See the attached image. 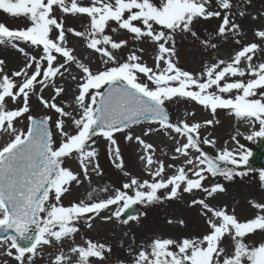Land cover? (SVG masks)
<instances>
[{
	"label": "snow or ice",
	"instance_id": "6c2138e0",
	"mask_svg": "<svg viewBox=\"0 0 264 264\" xmlns=\"http://www.w3.org/2000/svg\"><path fill=\"white\" fill-rule=\"evenodd\" d=\"M251 2L0 0L3 13L25 21L16 29L0 22V44L25 57L23 66L11 75L0 59V132L8 136L0 146V264H264V203L250 200L256 212L241 221L234 209L208 202L224 193L225 185L205 184L210 178L231 182L246 176L252 152L237 139L239 132L231 137L236 148L221 149L214 137L201 136L200 131L219 123L215 118L219 109L259 125L246 140L264 138V24L254 27L253 41L245 43L239 23L249 15L252 20L264 19V12L247 11ZM68 17L86 18L83 30L69 26ZM212 18L219 23L202 39L196 24ZM69 36L82 39L86 49L98 54L103 67L94 70L91 62L78 58ZM177 36H191L204 49L218 50L213 39H232L240 47L228 58H211L198 71H188L178 64ZM144 44L153 49L151 66L143 59L145 48L139 45ZM28 47L35 54L27 52ZM125 48L129 49L126 56L118 55ZM66 73L75 91L69 101L57 103L66 95L57 80ZM48 88L53 94L45 98ZM32 96L54 112L55 120L52 115L31 114ZM9 101L16 106L9 108ZM173 102H195L210 111L213 119L172 122L167 104ZM25 118L26 130L17 128L16 122ZM137 125L147 127L135 134ZM153 133L173 142L170 155L161 149L170 162L158 158L156 146L142 138ZM117 134L139 145L148 179L125 169ZM100 138L126 181L120 187L92 188L84 198L65 205L63 197L73 184L91 183L90 169L101 174L96 147ZM69 159H75L79 172L65 166ZM168 170L174 171L168 174ZM259 179L264 188V169ZM197 191L204 196L191 199L188 206L199 208L205 224L201 235L156 236L139 245L133 236L125 249L127 260L115 256L109 243L84 237L76 241L82 223L88 229L97 219L123 226L139 223L147 213L134 206L158 205L182 199L184 194L195 196ZM178 223L184 226L182 219ZM257 233L260 241L248 239ZM49 248L54 251L44 260Z\"/></svg>",
	"mask_w": 264,
	"mask_h": 264
},
{
	"label": "rangeland",
	"instance_id": "374dc122",
	"mask_svg": "<svg viewBox=\"0 0 264 264\" xmlns=\"http://www.w3.org/2000/svg\"><path fill=\"white\" fill-rule=\"evenodd\" d=\"M85 4L89 0H83ZM264 10V0H252L251 6L248 7L247 11L251 14H257V12ZM249 21H251V16ZM0 22H3L10 29H16L23 27L25 21L23 18H13L8 14L3 13L0 10ZM67 23L69 26L76 27L77 30H83V27L86 23V18H73L68 17ZM219 23V20L212 18L208 21L200 20L195 27V30L198 32V35L203 39L206 38L207 29L216 28ZM240 23V22H239ZM115 26V25H113ZM253 27V26H252ZM245 34V37L248 42L253 41V37L249 38V34ZM244 37V38H245ZM176 49L178 56V64L181 68H184L188 71H194V69L199 66L200 62L210 60L211 58H224L226 55H233V51L238 49L240 46L236 45L232 39L228 41L216 40L213 39V43L219 44L218 50L204 49L198 40H194L191 36H186L181 38L180 36L176 37ZM70 46L74 48V54L77 55L83 62H91V67L95 70L98 67L102 68L103 66L99 63L98 54L92 52L89 49L84 47V42L80 38H75L69 36ZM140 47L145 48L143 53V59L150 66L153 64V49L152 47L144 44L139 45ZM132 45H129L131 48ZM223 49H226L225 52ZM26 51L30 54H35V51L28 47ZM128 48H125L118 55L126 56ZM225 52V53H224ZM151 56V57H150ZM0 59L5 61L4 71L9 75L13 71L19 70L25 62V57L23 54L18 52L16 49H13L9 45L0 44ZM77 70L73 65L72 75H75ZM143 79V78H142ZM57 84L64 86L66 88V97H59L57 103L60 101H65L69 96V93L72 94L75 91V84L71 81L68 73L65 74L64 79H58ZM52 89L48 88L44 91L43 95L45 98H50L52 95ZM31 114L34 116H44L52 115L53 120H55L56 115L54 112L49 111L48 109L43 108L35 96L31 97ZM16 105H13L10 101L8 103L9 108H13ZM167 109L169 111L170 118L172 122H178L187 118L189 123L192 122H203L204 120L213 119V116L210 111L204 109L202 106L197 105L195 102H173L167 104ZM186 113H195L191 116H186ZM197 114L199 117H196ZM219 123L210 128L201 129V136L208 135L210 138H215L217 140V148L228 147L229 149H234L237 147L235 142L231 139L233 135H236L239 132L241 135H237V139L241 144H244L245 147L251 151L254 143L252 141L246 140L244 137L250 135L252 131L259 129V125L256 124L252 126V123L242 122L239 126L236 122L241 121L237 120L234 115H229L226 110H217L216 117ZM227 118H229L227 120ZM230 121V122H229ZM236 123L237 127H234ZM26 118L18 120L16 122L17 128H24L26 130ZM137 125L134 127V133L137 132ZM8 136L4 132H0V146L7 142ZM117 142L120 147L121 155L123 157L124 166L127 171L131 174L137 176L140 179H146L139 173V162L143 164L142 161H139L133 153H131V148L133 143L128 145V142L124 139L123 135L117 134ZM182 140V139H181ZM227 142V143H225ZM96 147L98 149V163L100 166L101 174L96 172H91L90 175L94 178L95 186L104 185L107 187H115L118 177L122 175V171L115 168L112 161L109 159L108 155V145L106 141L102 138L97 140ZM161 148V147H160ZM163 149V148H161ZM205 150L209 151L210 154H215V151L211 148L205 146ZM65 166L71 168L75 172H79V165L75 159H69L65 162ZM87 183V181H83ZM91 182V183H93ZM214 182H221L225 185L226 191L224 193H219L215 196V199L209 200L208 202L212 205L224 207L227 206L229 211L235 210V215L241 220H246L254 216L256 210L249 203L250 200H254L259 203H264V188L261 187V181L259 179V171H249L246 176L243 178H235L231 182L223 181V178H217L212 180L211 178L208 181H205V184H211ZM89 183V184H91ZM74 185V184H73ZM191 195V194H190ZM71 193L69 192L63 197V203L68 205L67 202L71 198ZM85 196L81 197L84 198ZM192 198H202V192L197 191L195 196L191 195ZM77 198V199H81ZM72 199H74L72 197ZM178 202L183 201L182 199L177 200ZM174 202V201H173ZM173 202H164V204L152 205V206H142L140 207L141 212H146L145 216H141L139 223L130 222L127 226L119 225L117 222H104L102 220H95L91 229L86 228L83 223L80 225L81 231L76 236V241L79 243L81 237L86 239H92L94 241L106 242L112 245L113 253L115 256H119L125 260L128 259V255L125 252V249L132 243V237H135V243L137 245L148 240L151 237L161 236V237H173L181 238L182 236H193L201 235L200 230L197 229L196 224L194 223V218H197L199 215L198 207H183L176 213L175 205ZM114 210V209H113ZM109 213L105 212L103 215H108ZM171 219L174 222L169 224L168 220ZM184 221V226H181L178 221ZM151 221H155L152 224ZM127 232L128 236L125 237L124 233ZM249 240L260 241L261 236L259 233L256 235L250 234L248 237ZM54 250L49 248L45 252L44 260L48 258V253H52ZM67 251V247H65ZM3 258H0L2 260ZM10 264H15L14 261H11ZM38 264H42V261H38Z\"/></svg>",
	"mask_w": 264,
	"mask_h": 264
},
{
	"label": "bare ground",
	"instance_id": "6f19581e",
	"mask_svg": "<svg viewBox=\"0 0 264 264\" xmlns=\"http://www.w3.org/2000/svg\"><path fill=\"white\" fill-rule=\"evenodd\" d=\"M260 12H264V10H261V11H259L257 13H260ZM239 22L241 24V28H242L243 33L249 34V38H251V37L254 38V36H253V28L254 27H259L262 24H264V19H258V20H251V21H249V17H246L245 16L243 19L239 20ZM214 29L215 28L207 29V32H206L207 35H210L214 31ZM244 42L245 43L248 42L247 39H246V37L244 38ZM219 46L220 45L218 44V48H219ZM223 50L225 52H227L226 49H223ZM233 53H234V51H233ZM152 55L153 54H151V56ZM226 56L227 57H224V58L230 57L231 54L229 53V55H226ZM206 61H208V60H206ZM203 62H205V61L200 62L199 66H197V68L194 69V71H198L201 68V65H202ZM66 96L67 95H62L61 97H66ZM70 97H71V94L69 93V96L67 97V99L65 101H69L70 100ZM196 117H199V115L197 114ZM187 118L188 117H185L184 119H187ZM180 119H182V118H180ZM228 119L229 118H227V120ZM242 122H245V121L241 120V121H238L236 123L240 126ZM236 123H235V126L234 127H237L238 126V125L236 126ZM251 125L254 126L253 124H251ZM146 127H147V125H141V126H139L138 129H137V132H135V134H141L143 132L144 128H146ZM173 135H175V134H173ZM142 138H144L147 142L153 143L154 146H156V148H157L156 156L158 158L165 159L166 162H170V161H168L167 157H165V156H163L161 154V148H163V150L165 152H168L169 155L171 154V145H172L173 142L170 141L167 136H164L162 133L161 134H155V133H153L149 137H142ZM177 139H182V138L177 137ZM132 143H133V146L131 148V153H133L134 156L139 161H141L139 159V156L142 154V150L140 149L139 145H137L135 142H132ZM132 143H129L128 142V145H130ZM177 163H179V161H177ZM138 168H139L140 175H142L143 177H145L146 179H148L149 177L147 176V174L145 173V171L143 169V164H141L139 162ZM173 171L174 170H168V174H172ZM117 179H118L117 181L115 180V183H117L115 187H120L122 185V183L126 181L127 178H125L123 176V174H122ZM93 181H94V178L91 177V182H93ZM103 187H107V186H104V185L95 186L94 182L91 183V184H89L88 181H87V183H84L83 182L82 185H80V186H77V185L74 184V185H72V188H71V191H70V193H71V197L70 198L71 199L68 200L67 202L70 203V202H73L75 200H78L77 198H81L83 196H86L87 192L88 191H91L92 188H96V189L99 190L100 188H103ZM98 194L99 195H103V193H98ZM202 196H204V193H202ZM72 197L74 199H72ZM191 199H193V198L191 197L190 194H184L183 195V198H182L183 201L178 202L177 200H172V201H168V202H173L174 201L173 202V204L175 205L174 208L176 210V213H178V211L182 208V206L183 207L184 206L185 207L188 206V204L191 201ZM162 204H164V203H162ZM158 205L160 206L161 204H158ZM182 210L184 212V209L183 208H182ZM151 222H152V224L155 223V221H151ZM194 223L196 224L197 229L200 230V233H202V232L204 233V231H205V224H204L203 218L200 215H198L197 218H194Z\"/></svg>",
	"mask_w": 264,
	"mask_h": 264
},
{
	"label": "water",
	"instance_id": "95a60500",
	"mask_svg": "<svg viewBox=\"0 0 264 264\" xmlns=\"http://www.w3.org/2000/svg\"><path fill=\"white\" fill-rule=\"evenodd\" d=\"M38 118H42L39 116ZM252 155L249 157V164L247 167L251 170H261L264 169V138L259 139L253 146L251 150ZM139 210V207L134 206ZM128 214H135L129 211ZM126 218V217H125Z\"/></svg>",
	"mask_w": 264,
	"mask_h": 264
}]
</instances>
